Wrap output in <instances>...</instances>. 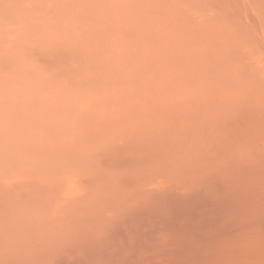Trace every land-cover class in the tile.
I'll list each match as a JSON object with an SVG mask.
<instances>
[{
    "label": "rangeland",
    "instance_id": "rangeland-1",
    "mask_svg": "<svg viewBox=\"0 0 264 264\" xmlns=\"http://www.w3.org/2000/svg\"><path fill=\"white\" fill-rule=\"evenodd\" d=\"M210 186L264 204V0H0V264L115 256Z\"/></svg>",
    "mask_w": 264,
    "mask_h": 264
},
{
    "label": "bare ground",
    "instance_id": "bare-ground-1",
    "mask_svg": "<svg viewBox=\"0 0 264 264\" xmlns=\"http://www.w3.org/2000/svg\"><path fill=\"white\" fill-rule=\"evenodd\" d=\"M206 188L168 197L143 219L154 222L150 230L140 232L142 221L117 255L81 264H264V204Z\"/></svg>",
    "mask_w": 264,
    "mask_h": 264
}]
</instances>
